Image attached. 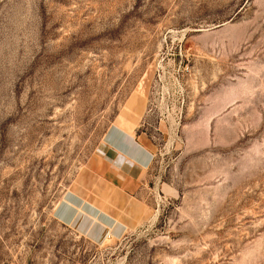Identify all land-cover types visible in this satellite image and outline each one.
Here are the masks:
<instances>
[{"label":"rangeland","instance_id":"374dc122","mask_svg":"<svg viewBox=\"0 0 264 264\" xmlns=\"http://www.w3.org/2000/svg\"><path fill=\"white\" fill-rule=\"evenodd\" d=\"M0 264H264V0H0Z\"/></svg>","mask_w":264,"mask_h":264},{"label":"crops","instance_id":"0c3cea01","mask_svg":"<svg viewBox=\"0 0 264 264\" xmlns=\"http://www.w3.org/2000/svg\"><path fill=\"white\" fill-rule=\"evenodd\" d=\"M114 145L116 148L113 150L117 152L116 155L122 157L124 161L120 167L114 166L115 173H110L111 178H108L109 180L107 181L113 186L114 190L111 191H117V193L126 200V204L123 206L118 205L117 212H114V216H116V218H122L123 214H126L129 219L137 220L141 218V210L138 207L139 202L134 200L132 195L135 194L136 182H138L144 174V170L149 162V156L145 149L139 146H133V142L131 144L130 139L116 141ZM115 149H117V151ZM112 192L107 195L110 200L113 195ZM132 200L136 201V203ZM137 214H139L138 217Z\"/></svg>","mask_w":264,"mask_h":264},{"label":"bare ground","instance_id":"6f19581e","mask_svg":"<svg viewBox=\"0 0 264 264\" xmlns=\"http://www.w3.org/2000/svg\"><path fill=\"white\" fill-rule=\"evenodd\" d=\"M116 192H117V191H116ZM116 192H115V193H116ZM118 196H119V195H118Z\"/></svg>","mask_w":264,"mask_h":264}]
</instances>
